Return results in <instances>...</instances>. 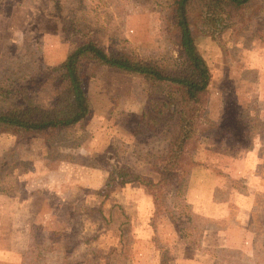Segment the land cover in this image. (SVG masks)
Returning a JSON list of instances; mask_svg holds the SVG:
<instances>
[{"label":"rangeland","instance_id":"1","mask_svg":"<svg viewBox=\"0 0 264 264\" xmlns=\"http://www.w3.org/2000/svg\"><path fill=\"white\" fill-rule=\"evenodd\" d=\"M169 5L0 0V107L19 100L9 90L33 75L39 86L22 98L47 106L49 68L82 39L174 68ZM228 22L193 27L210 80L181 156L185 175L156 201L139 182L105 183L122 165L158 180L172 122L149 102L172 110L161 85L89 64L81 122L0 134V264H264V0Z\"/></svg>","mask_w":264,"mask_h":264},{"label":"trees","instance_id":"2","mask_svg":"<svg viewBox=\"0 0 264 264\" xmlns=\"http://www.w3.org/2000/svg\"><path fill=\"white\" fill-rule=\"evenodd\" d=\"M249 1L170 0L166 19L179 50V62L172 69H166L139 55L105 50L89 38L80 40L63 62L49 68L55 92L47 106L28 102L27 97L22 98L29 91V84L39 86L34 82L36 75L20 85V88L9 90L12 95L19 94L20 99L0 107V134L19 138L25 134L66 130L81 122L89 112V102L83 89L84 69L89 64L92 65V71L107 67L122 74L139 76L147 84L161 85L172 110L165 102L153 99H149V102L157 114L165 113L164 108H167L172 122L169 128L171 142L158 169V180L154 182L122 165L110 169L105 183V187H108L114 181L139 182L153 191L156 201L158 189L167 185L175 187L185 175L181 156L191 139L192 120L197 116L198 103L207 92L210 80L208 64L197 48L193 27L202 33H207L209 27L217 22L230 27L228 21L235 18Z\"/></svg>","mask_w":264,"mask_h":264},{"label":"crops","instance_id":"3","mask_svg":"<svg viewBox=\"0 0 264 264\" xmlns=\"http://www.w3.org/2000/svg\"><path fill=\"white\" fill-rule=\"evenodd\" d=\"M78 124V123H77Z\"/></svg>","mask_w":264,"mask_h":264}]
</instances>
